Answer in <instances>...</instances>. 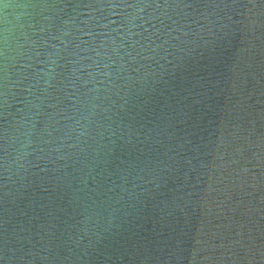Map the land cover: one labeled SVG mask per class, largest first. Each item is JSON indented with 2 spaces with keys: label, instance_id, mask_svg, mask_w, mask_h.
I'll list each match as a JSON object with an SVG mask.
<instances>
[{
  "label": "water",
  "instance_id": "1",
  "mask_svg": "<svg viewBox=\"0 0 264 264\" xmlns=\"http://www.w3.org/2000/svg\"><path fill=\"white\" fill-rule=\"evenodd\" d=\"M0 264H264V0H0Z\"/></svg>",
  "mask_w": 264,
  "mask_h": 264
}]
</instances>
